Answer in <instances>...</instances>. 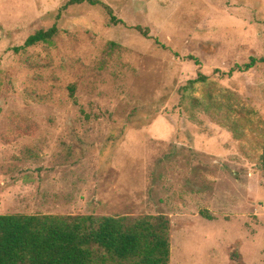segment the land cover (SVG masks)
<instances>
[{
	"label": "rangeland",
	"instance_id": "obj_1",
	"mask_svg": "<svg viewBox=\"0 0 264 264\" xmlns=\"http://www.w3.org/2000/svg\"><path fill=\"white\" fill-rule=\"evenodd\" d=\"M99 1L124 25L0 0V215H163L169 264H264V64L236 68L264 58V0Z\"/></svg>",
	"mask_w": 264,
	"mask_h": 264
},
{
	"label": "trees",
	"instance_id": "obj_2",
	"mask_svg": "<svg viewBox=\"0 0 264 264\" xmlns=\"http://www.w3.org/2000/svg\"><path fill=\"white\" fill-rule=\"evenodd\" d=\"M101 6L113 26L124 25L112 9L99 0H68L65 6ZM148 38V28L131 27ZM54 26L29 36L24 48L48 44L57 36ZM198 65L197 59L189 57ZM264 58H251L238 70L248 71ZM233 70L230 71L232 73ZM199 74L181 88L182 101ZM264 172V147L260 157ZM170 221L166 216L95 217L52 215H0V264H169Z\"/></svg>",
	"mask_w": 264,
	"mask_h": 264
}]
</instances>
